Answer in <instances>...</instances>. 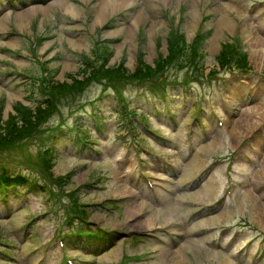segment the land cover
<instances>
[{"label":"rangeland","instance_id":"1","mask_svg":"<svg viewBox=\"0 0 264 264\" xmlns=\"http://www.w3.org/2000/svg\"><path fill=\"white\" fill-rule=\"evenodd\" d=\"M3 1L6 4L0 5L4 9L0 14V109L3 118L15 111L18 101L30 106L36 94L42 96L40 89L33 94L34 87L25 84L29 81L28 74L35 73L44 78L45 72H52L59 80L66 79L69 73L77 74L83 64L82 54L86 52L94 58L92 50H97L95 42L99 40L115 39L107 45V52L111 50L108 63L125 65L133 72L140 61L154 65L158 58L165 56L167 36L174 28L185 36L181 49L196 47L201 50L196 58L192 57L191 63L197 61L198 65L199 59L202 60L199 64L203 70L200 71L204 73V76L199 75L188 61L183 65L175 61L169 67L166 65L164 72L139 81L130 77L92 79L72 96L58 95L61 96L57 98L59 107L38 130L0 146V172H22L41 180L30 192L22 186V192L8 193V202L0 197V242L10 244L9 252L18 257L14 264L43 263L39 258L42 248L38 247L53 240L60 227L67 231L71 229L67 224L71 214L67 210V202L60 201L53 194L62 195L54 177L67 174L70 177L66 188H79V200L87 202L85 207L91 227L108 236L103 243L110 240L109 236L115 237L112 244L104 248L96 247L98 241L85 249L69 246L67 253L85 257V264H141L138 254H148L153 248L158 250L152 252L154 257L145 264H253L250 259L236 256V246L244 238L264 232V187H261L264 184V13L257 15L264 10V3L258 5L255 13H250L246 7L254 0H135L128 6L109 12L104 22L110 23L102 28L95 7L99 0H28L22 3L14 0V5ZM63 3L71 5L74 14L70 10L68 12ZM23 12H30L23 22L25 26L18 19V14ZM139 15L140 20L136 22ZM223 19L232 21L234 28L222 26L220 20ZM13 29L26 37L10 35ZM200 34L203 39H200ZM49 35L52 38H43ZM229 42H235L233 53L236 49L244 53V63L248 67L238 68L235 72L233 66L231 69L224 65L219 56ZM253 49L257 51L253 52ZM38 60L43 62V66L46 64L47 69L40 66ZM185 85L191 87L187 94L182 90ZM105 89L113 91V94H104L102 99H98ZM167 92L171 96L166 98L178 113V123L175 126L168 124L159 118V114L156 116L152 112L148 123L155 132L169 140L158 142L139 130L142 149L148 145L155 154L152 157L142 153L149 170L166 176L157 154L167 157L178 167L174 175L167 170L168 180L165 182L172 191L162 192L156 198L145 183L137 182L134 157L129 148H119L121 142L114 138L124 130L125 135H129L126 124L119 118L127 98H136V102L147 109L149 104L151 108L156 104L160 111L164 98L161 95ZM194 101L205 107L214 104L224 115L225 126L218 128L214 121L206 120L207 128H211L209 137L197 127L190 140L186 135V124L193 113L184 112L191 109ZM136 102L130 108H135ZM83 106L102 112L101 125L96 123L95 128L93 122L83 115ZM242 118L245 119L243 125ZM76 122L93 127L88 133L92 138H98L95 146L102 150L101 154L77 145L67 128L68 124ZM238 122L240 129L235 133L233 130ZM60 123L64 124L66 131L64 134L55 133L59 153L53 159L51 177L42 167L43 143L39 141V135L55 132ZM250 143L257 145L259 150L254 153ZM192 144L198 145V150L188 156ZM236 150H245L251 155L249 162L237 163L238 172L233 175L234 179H245L247 185L237 187L234 197L216 213L192 215L198 207L217 200L230 183V177L224 174L223 166L201 186L190 189L186 182L195 183L196 175L207 162ZM195 156L201 158L199 162L193 161ZM118 157H122L123 163L118 161ZM92 180H95L93 184L90 183ZM41 183L45 184L46 190L42 189ZM209 183L213 188L207 191L205 187ZM65 193L66 201L72 198L66 190ZM191 215L192 218L189 217ZM32 218H36L38 223L26 235L25 228ZM75 219V223L78 222ZM135 222L144 225L135 226ZM235 223H243L247 232L238 237L242 240L235 247L217 248L212 241L216 231L196 237L189 235L211 225ZM168 224L183 234L176 243L169 239L157 243L151 237L138 242L135 238L139 232H160V226ZM0 246L1 249L5 245L1 243ZM61 253L60 248H53L45 264H57ZM122 258L125 263L121 262ZM0 264H10L9 259L0 257ZM255 264H264V261Z\"/></svg>","mask_w":264,"mask_h":264},{"label":"trees","instance_id":"2","mask_svg":"<svg viewBox=\"0 0 264 264\" xmlns=\"http://www.w3.org/2000/svg\"><path fill=\"white\" fill-rule=\"evenodd\" d=\"M183 41H185L183 33L181 34L174 29L170 30L167 36L168 53L165 56L163 55L160 59L158 58L154 65L146 61H140V65L133 72L125 65L116 66L109 64L106 55L99 57V53L96 52L94 58L83 61L81 69L77 74L69 73L68 77L63 80L55 79L50 76L46 87L42 88V92L44 93L43 98L34 103V105L29 106L18 101L14 107L15 111H11L6 118H3L2 110L0 109V146L21 139L32 131L38 130L41 124L49 119L59 107L58 99H60L61 96L58 95L64 94L66 97L71 94L72 96L76 94L79 89L85 87L92 79L126 77H131L134 80L143 79L164 72L166 65L169 67L173 65L175 61H178L181 65L188 61L191 66H195L197 61L191 63L192 57L195 56L196 58L201 50H197L196 47H192L191 50H183L181 49ZM193 44L195 46V42H193ZM234 50L235 45L229 42L224 45L219 57L222 62H227L232 59L237 66H242L245 61V55L242 52L238 54L236 52L233 53ZM106 51V46L102 44L101 52L104 53ZM32 92L35 93L36 90H32ZM96 118L100 119V116H96ZM41 135L42 133L39 135V141L43 143V151H41L42 167L53 177V172L51 171L53 159L56 154L59 153L55 143L56 135L53 134L44 141L41 140ZM65 177L64 175H60L54 177V180H57V182L63 185ZM24 182L28 181L26 177L20 173L11 174L6 170L0 172V185L3 183L4 185H11L13 187L14 184ZM70 194L73 196L71 205L75 211L83 215H88L85 204L79 201L77 191H72Z\"/></svg>","mask_w":264,"mask_h":264},{"label":"bare ground","instance_id":"3","mask_svg":"<svg viewBox=\"0 0 264 264\" xmlns=\"http://www.w3.org/2000/svg\"><path fill=\"white\" fill-rule=\"evenodd\" d=\"M135 0H99L96 4V9L98 10V20H100V22H104V19L105 17L108 15L109 12L111 11H117L119 10L120 8L122 7H125V6H128L130 3L134 2ZM148 2H151V0H148ZM63 6H66L67 8V11L70 10L71 12H73L74 14V8L71 7V5L67 4V3H63ZM69 12V11H68ZM112 12V13H113ZM28 13L30 12H23V13H20L18 14V19L21 21L22 25H24L23 22H25V19L28 18ZM76 15V14H75ZM140 20V15L136 18V22ZM221 21V24L222 26L223 25H228L229 27H233L234 28V23L232 21H229V20H226V19H223V20H220ZM27 22V20H26ZM21 25V26H22ZM25 26V25H24ZM257 50L256 49H253V52H256ZM257 55V54H256ZM250 112V111H249ZM251 113V112H250ZM248 114V113H247ZM253 114V113H252ZM247 116V115H246ZM243 122V123H242ZM241 123L242 125L245 124V119L242 118L241 120ZM254 124V123H253ZM247 126V125H246ZM252 128V127H251ZM239 129H240V125H239V122L237 123V125L235 126L234 128V132L238 133L239 132ZM245 130V128H243ZM242 132V131H241ZM200 157L199 156H195V159L193 160L194 162H199L200 161ZM262 173H264V169L262 170ZM211 188H213V186L209 183L207 184V186L205 187V190L209 191ZM136 213H138L136 211ZM146 222V221H145ZM136 223V222H135ZM144 225V223H136L135 226H140L142 227ZM182 254V253H181ZM177 255V254H176Z\"/></svg>","mask_w":264,"mask_h":264}]
</instances>
